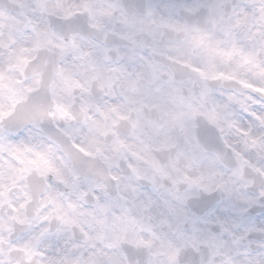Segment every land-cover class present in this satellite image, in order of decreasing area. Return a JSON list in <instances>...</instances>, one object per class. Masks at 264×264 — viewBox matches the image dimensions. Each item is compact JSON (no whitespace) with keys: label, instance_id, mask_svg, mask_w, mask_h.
<instances>
[{"label":"snow or ice","instance_id":"obj_1","mask_svg":"<svg viewBox=\"0 0 264 264\" xmlns=\"http://www.w3.org/2000/svg\"><path fill=\"white\" fill-rule=\"evenodd\" d=\"M0 264H264V0H0Z\"/></svg>","mask_w":264,"mask_h":264}]
</instances>
